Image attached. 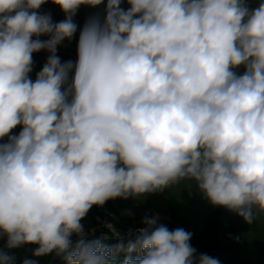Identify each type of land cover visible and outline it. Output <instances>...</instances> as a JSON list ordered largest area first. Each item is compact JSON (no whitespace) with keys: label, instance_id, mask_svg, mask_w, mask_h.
<instances>
[{"label":"clouds","instance_id":"1","mask_svg":"<svg viewBox=\"0 0 264 264\" xmlns=\"http://www.w3.org/2000/svg\"><path fill=\"white\" fill-rule=\"evenodd\" d=\"M48 2L0 0L6 248L36 246L20 264H219L157 217L127 233L105 224L95 239L81 221L109 200L177 186L248 224L264 219V2L126 0L125 10L106 0L103 19L80 31L75 63H61L57 48L75 35L79 7L105 0H51L65 14L58 23L38 11ZM0 264L17 259L0 250Z\"/></svg>","mask_w":264,"mask_h":264},{"label":"rangeland","instance_id":"2","mask_svg":"<svg viewBox=\"0 0 264 264\" xmlns=\"http://www.w3.org/2000/svg\"><path fill=\"white\" fill-rule=\"evenodd\" d=\"M264 0H247L248 7L253 9ZM105 4H101L98 7H89L81 5L73 17L74 23L77 25V31L71 40L63 41L57 48V55L59 56L61 63L72 61L73 63L77 60V44L79 34L86 21L93 16H99L103 19L105 15ZM121 7L125 10L128 9L129 5L125 2L121 4ZM40 14H49L52 18L53 23H58L65 19L64 12L60 7L49 0L38 10ZM49 37L41 36V40H46ZM35 39V37H33ZM49 53L46 50H42L37 53H33V67L32 72L29 74L30 78L35 81L36 75L41 71L42 67L47 61ZM244 68L240 67L235 71L238 74H243ZM74 73L69 74V79ZM22 130L20 126H17L12 131V135H18ZM7 142V138L0 140V143ZM177 186L174 189L166 188L163 191L148 194L142 199L129 197L128 199L117 198L115 204V210L108 211L107 209H101L99 214L94 220L89 218L81 221L84 226L85 232L88 238H94L96 235H103L106 232L105 224L111 223L113 226L122 233H127L131 229H137L145 227L142 220L145 217H157V221H160L166 226L170 214H175L177 219H184L190 221L196 229L199 231L206 218L217 208L212 205L207 199L203 198L199 191L193 187L191 189ZM236 236L244 242L245 246L250 248L256 243H260L264 248V219L248 224L244 222L243 218L240 217L239 226L236 230ZM75 241V237H73ZM116 239H114L115 241ZM117 241V240H116ZM7 237L0 236V250L7 252L11 256L18 255L23 252L24 249L28 248L29 245H23L16 249L6 248ZM25 249V250H26ZM31 251L27 254L22 255L18 258L17 264L26 258L31 256ZM54 257V256H50ZM40 258L39 264L45 260Z\"/></svg>","mask_w":264,"mask_h":264},{"label":"trees","instance_id":"3","mask_svg":"<svg viewBox=\"0 0 264 264\" xmlns=\"http://www.w3.org/2000/svg\"><path fill=\"white\" fill-rule=\"evenodd\" d=\"M117 198L107 201L103 206H93L87 213L86 218L94 220L101 209L108 211L115 210ZM240 216L224 207L217 208L206 218L202 228L198 231L196 227L188 220L177 219L175 214H170L166 226L168 229L175 230L182 228L191 233L190 244L197 250V255L207 254L219 261V264H264V248L258 242L248 248L244 242L236 236V230L239 226ZM99 238L96 235L95 239ZM118 241L114 239L107 241L109 244H115ZM35 245H29L26 250L15 255L18 260L22 255L34 249ZM123 260V256L119 257ZM40 264H65L59 257H47Z\"/></svg>","mask_w":264,"mask_h":264},{"label":"bare ground","instance_id":"4","mask_svg":"<svg viewBox=\"0 0 264 264\" xmlns=\"http://www.w3.org/2000/svg\"><path fill=\"white\" fill-rule=\"evenodd\" d=\"M163 225L160 221H157V226Z\"/></svg>","mask_w":264,"mask_h":264},{"label":"crops","instance_id":"5","mask_svg":"<svg viewBox=\"0 0 264 264\" xmlns=\"http://www.w3.org/2000/svg\"><path fill=\"white\" fill-rule=\"evenodd\" d=\"M27 247H28V246H27ZM25 249H26V248H25ZM25 249H24V250H25Z\"/></svg>","mask_w":264,"mask_h":264}]
</instances>
